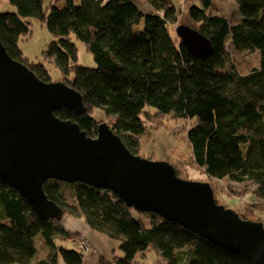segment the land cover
I'll list each match as a JSON object with an SVG mask.
<instances>
[{"label": "trees", "instance_id": "trees-1", "mask_svg": "<svg viewBox=\"0 0 264 264\" xmlns=\"http://www.w3.org/2000/svg\"><path fill=\"white\" fill-rule=\"evenodd\" d=\"M230 1L235 20L219 13L218 0H146L148 13L133 0H67L62 7L8 0L16 12L0 13V40L10 57L41 81L53 82L47 65H55L58 81L81 93L86 112L62 107L55 112L58 118L77 123L90 137L108 123L134 155L140 156L154 118L194 119L186 134L193 166L213 186L228 182L224 191L238 201L243 220L264 224L257 214L264 211V0ZM27 19L45 23L54 38L44 63L24 58L20 41L32 33ZM181 19V25L211 41L210 58L197 59L181 44L173 32ZM72 37L85 45L97 67L77 64ZM255 52L258 66L241 72L232 57ZM43 188L64 216L120 240L123 255L107 259L96 249L85 250L86 237L65 230L63 219H42L18 190L0 181V264H139L149 252L166 264H255L156 214L129 208L111 190L57 180ZM33 229L42 242V259L20 247ZM69 242L80 251L68 249Z\"/></svg>", "mask_w": 264, "mask_h": 264}, {"label": "water", "instance_id": "water-1", "mask_svg": "<svg viewBox=\"0 0 264 264\" xmlns=\"http://www.w3.org/2000/svg\"><path fill=\"white\" fill-rule=\"evenodd\" d=\"M176 34L200 60L214 54L209 39L180 25ZM62 107L86 112L80 92L65 82H43L13 60L0 40V181L18 190L44 220L64 210L49 200L48 180L81 183L115 192L129 208L153 213L201 238L264 264V224L243 220L219 205L213 187L178 176L167 161L134 155L107 123L90 137L77 123L55 115Z\"/></svg>", "mask_w": 264, "mask_h": 264}, {"label": "rangeland", "instance_id": "rangeland-1", "mask_svg": "<svg viewBox=\"0 0 264 264\" xmlns=\"http://www.w3.org/2000/svg\"><path fill=\"white\" fill-rule=\"evenodd\" d=\"M133 1L143 10V12H150V10L145 9V6L149 5L146 0L145 2L144 0ZM178 1L182 2L183 0ZM44 2L46 7L51 5L62 7L66 4L67 0H44ZM75 3L79 4V0H75ZM218 3L221 7V11L219 13H222L231 20H235L237 18L236 6L232 1L218 0ZM6 12L15 13L16 9L8 2V0H1L0 13ZM26 22L29 25L32 33L30 36L25 37L20 41V47L22 48L24 58L28 59L31 63H44V52L47 50L49 44L54 40V38L48 31L45 23H42L36 19H27ZM181 22H183L182 19L173 27L174 33H176V29L181 25ZM139 28L143 29V25L139 26ZM72 40L77 44L78 47L77 64L83 67H97L92 54L88 52L85 45L82 42L77 41L74 37H72ZM232 58L234 59V62L238 66L239 70L245 74L249 73L254 67H257L259 62L256 52L235 54ZM45 62L47 63V61ZM47 68L53 78V82L58 81L60 79L59 69L55 65H47ZM96 117L99 119L98 116ZM150 124L151 123H148L147 125ZM194 124V119H173L171 117L154 118L151 124L153 127V129L150 131L151 135L141 145L139 154L140 157L154 161L169 162L176 167V169L179 171L178 176L182 179L212 184L204 177L203 173L193 166L191 162V148L187 142L186 134ZM223 183L227 184L228 182L214 181L215 187L212 184L215 197H218L220 203L218 201L217 202L228 209L238 211V201L231 199L226 195L223 188ZM247 200H250V203L254 202L252 196L247 197ZM244 204L245 202H243L241 206L243 207ZM257 214L264 221V211H258ZM62 225L67 231L81 232L83 236L86 237L89 249H96L98 254L104 256L107 259H112L114 256L123 255L120 249V240L116 238H110L91 229L85 222H83L82 219L68 214L63 217ZM66 245L68 249L80 251L79 245H75L74 243L70 242L66 243ZM20 247L25 251L32 253V255L37 253L36 257L39 256L40 259L43 258L42 242L38 236L37 229H33L25 235V237L20 242ZM138 263L166 264L162 258L158 257L153 252H149L145 258L139 257Z\"/></svg>", "mask_w": 264, "mask_h": 264}, {"label": "crops", "instance_id": "crops-1", "mask_svg": "<svg viewBox=\"0 0 264 264\" xmlns=\"http://www.w3.org/2000/svg\"><path fill=\"white\" fill-rule=\"evenodd\" d=\"M144 2H145V0H144ZM145 9H147V10H151V7H150V5H146L145 6ZM83 222H84V220H83ZM77 232V231H76ZM79 233H81V232H79ZM82 234V233H81ZM83 235V234H82Z\"/></svg>", "mask_w": 264, "mask_h": 264}, {"label": "built area", "instance_id": "built-area-1", "mask_svg": "<svg viewBox=\"0 0 264 264\" xmlns=\"http://www.w3.org/2000/svg\"><path fill=\"white\" fill-rule=\"evenodd\" d=\"M96 1H104V0H96ZM88 245H86V244H83V248L85 249V250H88Z\"/></svg>", "mask_w": 264, "mask_h": 264}]
</instances>
